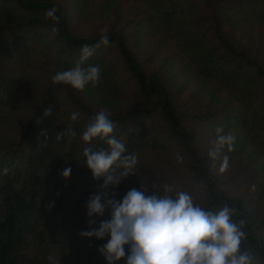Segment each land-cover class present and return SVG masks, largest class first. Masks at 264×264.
Segmentation results:
<instances>
[{"label":"trees","instance_id":"obj_1","mask_svg":"<svg viewBox=\"0 0 264 264\" xmlns=\"http://www.w3.org/2000/svg\"><path fill=\"white\" fill-rule=\"evenodd\" d=\"M139 1L150 11L148 23L174 41L196 75L229 93L237 108L203 113L182 110L166 78L147 72L131 49L129 36L107 33L110 44L95 49L81 66L100 67L99 84L108 95L134 93L148 105L124 111L101 109L70 84L48 87L47 97L39 102L21 135L12 143L0 142V264H53L49 257L55 264H107L100 260L103 255L98 249L110 237L82 236V230H90L88 224L62 217L67 208L84 207L103 183L93 178L83 149L91 146L98 150L107 148V144L96 138L88 145L81 138L90 118L101 110L110 114L116 124L113 134L123 138L129 153L175 149L179 158H189L186 181L207 191L206 209L219 210L228 205L236 210L233 220L245 221L242 249L251 250L253 264H264V217L256 218L242 198L218 190L221 180L204 162L211 158L196 149L203 135L201 126H223L250 137L264 158V60L230 36L234 24L264 20V0ZM0 17L12 20L0 26V115L16 102L15 93L24 89L20 72L10 68L8 61L20 68L38 63L47 69H71L80 60L82 47L95 45L101 37L74 33L69 13L50 0H0ZM40 53L44 56L37 62L35 56ZM48 108L52 112L45 115ZM68 111L78 113L77 120L64 118ZM67 128L76 136L69 134L57 141L56 134ZM236 148L242 149L239 145ZM5 167L9 169L7 174L3 172ZM68 167L71 175L64 178L61 172ZM260 169L264 170V161L253 170L246 168L243 175L252 171L260 175ZM149 177L158 183L152 191L162 195L163 185L155 173L138 163L136 174H130L120 185L132 189ZM125 249L127 253L128 246ZM116 264H126V257Z\"/></svg>","mask_w":264,"mask_h":264},{"label":"rangeland","instance_id":"obj_2","mask_svg":"<svg viewBox=\"0 0 264 264\" xmlns=\"http://www.w3.org/2000/svg\"><path fill=\"white\" fill-rule=\"evenodd\" d=\"M62 10L69 13V25L73 32L82 36L101 35V29L109 32H123L129 36L130 47L144 62L147 72L159 73L164 76L176 92V97L182 110L203 113L209 109L237 108L238 104L232 96L217 83L196 75L190 63L178 51L174 41L162 32L156 31L148 23L150 11L139 0H50ZM12 20L0 17V26L7 25ZM16 22V20H15ZM230 36L236 44L247 48L252 55L264 60V20L254 19L245 25L234 24ZM45 43V39L42 41ZM44 53L35 56L40 62ZM9 67L21 74L24 85L22 92L15 93L16 102L3 109L0 115V142L3 144L14 142L24 130L26 121L37 110L39 102L47 97V89L53 85L51 77L62 71L58 68H42L37 63L27 68H20L13 61H8ZM76 92L83 96L94 107L113 111H124L148 105L134 93L123 96L108 95L98 83L95 87L87 85L83 91ZM25 95V96H24ZM72 111L63 114L64 118L71 116ZM218 126H201L203 135L196 144V149L202 154H208L211 142L216 137ZM223 127V126H219ZM225 133L235 136L234 150L225 152L229 157L228 167L221 171L223 155L218 159H207L212 173L217 175L221 183L218 190L224 191L230 197H240L256 218L264 217V170L260 175L252 171L245 176V169H255L263 164L264 158L259 146L239 129L223 127ZM241 146L242 149L236 148ZM138 164L155 173L159 184H168L176 191L190 193L196 204L206 208L207 191L201 185L188 183L189 158H179L177 150L159 153L144 152L136 154ZM242 175H239L241 174ZM144 185L149 192L158 188V183L147 178L142 184L134 187L143 191ZM130 188L118 185L109 187L108 191H115V198L121 200ZM62 217L77 218L81 225L88 224L89 219H95L98 227L102 219H110V210H106L103 217H88L86 207L67 208ZM89 225V224H88ZM264 234V231H263ZM100 260H106L104 256Z\"/></svg>","mask_w":264,"mask_h":264},{"label":"clouds","instance_id":"obj_3","mask_svg":"<svg viewBox=\"0 0 264 264\" xmlns=\"http://www.w3.org/2000/svg\"><path fill=\"white\" fill-rule=\"evenodd\" d=\"M51 15V12L49 13ZM110 40L105 29L93 46L82 47V55L76 66L57 71L51 80L53 84H70L83 91L91 84L95 87L101 79L99 66L81 65L94 54V50L108 46ZM46 109L45 115L51 113ZM79 114L72 113L71 120H77ZM116 124L110 114L101 110L90 118L82 133V140L91 145L96 138L104 141L107 148L98 150L91 146L83 149L87 167L93 178L103 180L100 191L90 195L85 203L87 216L103 217L110 210V219L99 221L89 219V229L82 230L80 235L104 239L107 243L99 247L107 264H116L126 257V264H253L251 250L242 249L246 239L243 231L245 221L233 220L235 209L224 205L219 210H208L194 202L192 195L186 191H176L173 186L164 184L163 194L151 191L142 185L143 191L132 188L121 200L115 198V188L130 174H136L137 156L129 153L123 138L113 133ZM216 137L211 142L208 156L219 158L225 148L234 150L235 136L225 133L223 127L216 128ZM76 136V132L67 128L57 133L55 139L62 141L66 135ZM229 157L223 155L221 171L228 167ZM9 169H3L7 174ZM71 168H65L61 175L69 178ZM174 193V194H173ZM125 246H128L126 253ZM50 261H55L49 257Z\"/></svg>","mask_w":264,"mask_h":264}]
</instances>
